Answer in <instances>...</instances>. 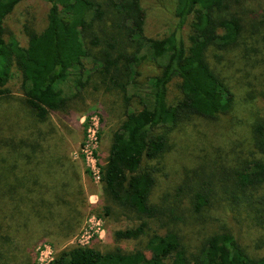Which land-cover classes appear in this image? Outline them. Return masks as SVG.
<instances>
[{
  "label": "rangeland",
  "instance_id": "rangeland-1",
  "mask_svg": "<svg viewBox=\"0 0 264 264\" xmlns=\"http://www.w3.org/2000/svg\"><path fill=\"white\" fill-rule=\"evenodd\" d=\"M139 1L145 37L166 36L174 25V0ZM236 5L233 10L242 20L237 47L216 52L219 60L208 55L211 67L229 85L234 111L215 120L191 117L166 134L164 153L146 162L155 181L149 202L162 205L167 214L172 212L175 220L169 215L162 219L165 228L158 232L174 230L188 253H195L223 226L249 256L258 258L264 255V199L257 201L260 191L247 192L246 198L234 204L222 190L225 185L231 187L226 171L236 170L242 160L255 155L249 125L264 119V0ZM47 9L43 0H21L3 20L4 40L25 47L27 30L40 33L45 28ZM96 68L88 59L80 74L81 85L69 81L62 86L72 97L67 109L50 112L43 121L24 105L20 75L10 68L6 93L0 96V175L26 179L30 198L41 206L37 211L28 204L19 217L12 213L15 223L27 227L15 229L14 221L5 223L12 226L11 233L1 238H11L0 243V264H48L57 252L74 245L130 252L145 242L144 238L114 240L115 231L135 227L140 221L108 202V212L99 211V202L104 205L106 200L88 153L96 151L100 161H105L112 134L125 114L139 109L131 94L143 90L158 68L143 61L134 85L125 93L100 85ZM87 74L91 75L88 80ZM177 85V79L168 85V103L178 98ZM3 183V187L10 184ZM199 188L212 192L207 206L194 213L191 198Z\"/></svg>",
  "mask_w": 264,
  "mask_h": 264
},
{
  "label": "trees",
  "instance_id": "trees-1",
  "mask_svg": "<svg viewBox=\"0 0 264 264\" xmlns=\"http://www.w3.org/2000/svg\"><path fill=\"white\" fill-rule=\"evenodd\" d=\"M20 1L0 0V96L6 93L4 86L13 67L20 75L23 103L39 121L50 112L67 109L72 97L62 86L69 81L81 85L80 74L88 59L98 67L94 74L100 85L123 93L134 85L143 61L158 68L143 90L131 94L139 109L125 114L112 134L105 161H100L98 152L93 154L106 200L104 205L99 202V211L107 213L108 202L140 221L135 227L115 231L114 240L144 238L143 246L128 252L74 245L57 252L48 264H264V255L249 256L223 226L193 254L171 228L159 233L165 228L162 219L175 218L162 205L150 204L155 181L154 171L146 164L164 153L166 134L182 122L191 117L215 120L234 111L229 85L211 67L208 55L219 60L216 52L237 47L242 20L233 9L248 0H174V25L160 39L145 37L139 0H43L48 4L46 26L40 33L27 30L23 48L13 40L5 41L2 27ZM90 77L87 74L86 79ZM174 79L179 96L168 103L167 87ZM249 126L255 155L242 160L236 170L226 171L231 187H222L234 204L246 198L247 192L260 191L257 201L264 199V119ZM158 129L162 132L156 133ZM15 176L0 175V231H4L0 243L4 244L11 238L1 237L11 233L12 226L5 223L14 221L12 213L19 217L28 204L37 211L41 206L30 198L27 180ZM3 182L10 184L3 187ZM211 192L199 188L193 193L194 213L207 206ZM17 223L15 229L27 227Z\"/></svg>",
  "mask_w": 264,
  "mask_h": 264
},
{
  "label": "built area",
  "instance_id": "built-area-1",
  "mask_svg": "<svg viewBox=\"0 0 264 264\" xmlns=\"http://www.w3.org/2000/svg\"><path fill=\"white\" fill-rule=\"evenodd\" d=\"M93 154H94V152L91 151V154L88 153V157H89L90 160H91V165H92V167H94V168L96 169V179H97V181H98V180H99V170H98V168H97V166H96V160H95Z\"/></svg>",
  "mask_w": 264,
  "mask_h": 264
}]
</instances>
